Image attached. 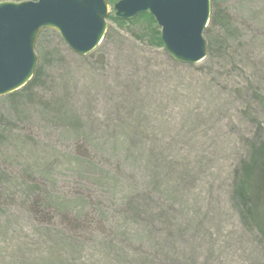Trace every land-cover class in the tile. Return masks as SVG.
<instances>
[{
	"label": "rangeland",
	"instance_id": "obj_1",
	"mask_svg": "<svg viewBox=\"0 0 264 264\" xmlns=\"http://www.w3.org/2000/svg\"><path fill=\"white\" fill-rule=\"evenodd\" d=\"M113 3L87 55L43 28L32 80L0 96V264H264L236 193L264 145V0H211L195 64Z\"/></svg>",
	"mask_w": 264,
	"mask_h": 264
},
{
	"label": "water",
	"instance_id": "obj_2",
	"mask_svg": "<svg viewBox=\"0 0 264 264\" xmlns=\"http://www.w3.org/2000/svg\"><path fill=\"white\" fill-rule=\"evenodd\" d=\"M112 8L122 20L151 14L174 60L195 64L206 58L211 0H117ZM108 14L107 0L0 1V96L33 78L35 43L43 28L56 30L74 52L87 55L102 42Z\"/></svg>",
	"mask_w": 264,
	"mask_h": 264
},
{
	"label": "trees",
	"instance_id": "obj_3",
	"mask_svg": "<svg viewBox=\"0 0 264 264\" xmlns=\"http://www.w3.org/2000/svg\"><path fill=\"white\" fill-rule=\"evenodd\" d=\"M24 1V0H17ZM35 1V0H34ZM115 0H109V2ZM222 13L219 9H215V14L213 13V17L211 18V27L217 23V20L220 18ZM111 19L116 20L117 22H123L115 19L113 16H109ZM148 19L154 22L155 19L150 14H141L139 19ZM210 27V28H211ZM207 30V32L210 30ZM207 29V28H206ZM155 31V30H154ZM156 33V41L159 45H164L161 34L159 32ZM39 76V71L35 79ZM236 193L243 202V204L247 205V200H251L250 211L254 218H256L260 228L264 234V145H260L255 147L246 162L243 164L242 169L240 170L238 176V182L236 187Z\"/></svg>",
	"mask_w": 264,
	"mask_h": 264
}]
</instances>
